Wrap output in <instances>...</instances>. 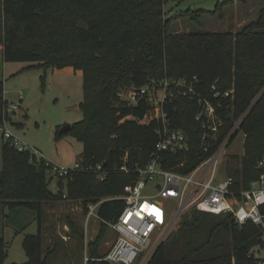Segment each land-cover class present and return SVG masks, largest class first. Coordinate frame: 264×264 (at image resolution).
Returning a JSON list of instances; mask_svg holds the SVG:
<instances>
[{
	"label": "trees",
	"instance_id": "trees-1",
	"mask_svg": "<svg viewBox=\"0 0 264 264\" xmlns=\"http://www.w3.org/2000/svg\"><path fill=\"white\" fill-rule=\"evenodd\" d=\"M166 0H0V44L3 61H29L34 66L62 69L72 67L82 75L83 96L78 103L80 120L67 132L82 143L78 167L58 177L57 192L48 187L51 169L43 157L30 150L18 151L2 142L0 205L19 213L20 208L36 215L37 232L26 234L21 264H49L54 245H42V203L56 199L78 200L83 213L100 200L97 215L114 220L123 208L115 198L133 182L139 166L146 164L162 128L161 118L142 119L150 110L144 98L135 104L120 98L122 89L137 90L152 80L169 82L172 100L163 105L167 126L187 136L188 151L161 153L163 167L186 159L185 173L231 133L227 146L243 133V154H228L227 173L237 185L247 187L260 174L257 163L264 157V6L251 20L235 31L170 33L169 24L178 18L166 17ZM226 1L210 13L223 15ZM204 9L195 10L203 14ZM190 10L181 12L186 15ZM195 92L190 94L186 88ZM187 91L183 95L182 91ZM3 86L0 82V94ZM227 93V94H225ZM198 98L216 108L219 124L214 138L203 139L205 130L195 119ZM1 103L0 124L3 122ZM218 104L220 106L218 107ZM241 117L238 128L231 132ZM21 125V123H17ZM209 140V141H208ZM125 164L131 170L118 168ZM100 165L99 170L96 169ZM54 174V173H53ZM104 197V198H102ZM70 227L83 238L76 222ZM99 223L94 240L88 244L91 257L100 256L98 242L107 232ZM257 228L238 226L227 213L190 210L161 241L146 264H260L243 244ZM53 249V250H52ZM79 254L82 249L79 244ZM102 254V253H101ZM7 246L0 236V264ZM10 264H17L12 262ZM90 264H109L90 261Z\"/></svg>",
	"mask_w": 264,
	"mask_h": 264
},
{
	"label": "rangeland",
	"instance_id": "rangeland-1",
	"mask_svg": "<svg viewBox=\"0 0 264 264\" xmlns=\"http://www.w3.org/2000/svg\"><path fill=\"white\" fill-rule=\"evenodd\" d=\"M226 1L223 15L210 13L218 4ZM264 6V0H166L165 16H179L169 24L170 33H188L202 31H235L255 20L258 10ZM186 15H179L186 10ZM207 10L203 14L195 10ZM29 61H3L0 50V82L3 93L1 103L6 101L16 107L9 111L5 124H0V169L2 167V128L6 127L30 146L46 164L64 168H73L81 159L82 143L71 132L56 136V131L66 123H73L82 117L78 103L82 100V75L78 70L55 69L34 66ZM130 89L120 91V98L129 100ZM127 98V99H126ZM17 123H21L18 125ZM226 151L229 154H243V133L239 132ZM48 187L57 192L58 177L52 168L47 172ZM104 198V197H102ZM42 245L44 250L52 248L55 253L49 258V264H84V256L89 254L88 244L94 240L99 230V220L95 216L86 219L78 200L56 199L42 203ZM175 205L172 210L174 211ZM70 221L83 233L72 231ZM104 238L98 242V248L104 253L111 244L114 233L107 229ZM37 232L36 215L31 210L20 208L19 213L0 205V236L7 246V256L2 264L15 262L21 264L27 257L23 248L26 234ZM82 249L79 254V244ZM259 248V251L256 249ZM53 250V249H52ZM257 257L264 256V247H254ZM100 253V254H101Z\"/></svg>",
	"mask_w": 264,
	"mask_h": 264
},
{
	"label": "built area",
	"instance_id": "built-area-1",
	"mask_svg": "<svg viewBox=\"0 0 264 264\" xmlns=\"http://www.w3.org/2000/svg\"><path fill=\"white\" fill-rule=\"evenodd\" d=\"M170 81L173 82L172 79H164L159 83L152 80L137 90H130L129 103L135 104L140 97L150 105V110L142 121L146 122L145 119L152 117L161 118L162 128L158 130L159 139L148 162L133 170L136 173L135 180L124 185L122 194L115 197L123 200V208L116 218L107 220L97 215L96 209L102 200L89 205L86 219L95 216L99 223H104L114 233V237L100 256L91 257L85 254L84 264H90L94 260H103L109 264H146L156 246L175 228L182 215L190 210L227 213L238 226L253 224L258 230L259 243L250 250L260 260V264H264V256L257 257L254 253V247H264V157L257 163L260 174L247 187L237 185L226 170L229 154L226 148L231 133L212 151L204 145L202 151L210 154L187 172L177 171V168L185 166L186 159L170 168L163 167L161 153H184L189 147L187 136L182 130L167 126L163 105L174 96L173 92L168 91ZM186 89L195 95L192 88ZM181 93L186 95L187 91L183 90ZM197 101L200 109L195 119L205 130L203 139L214 138L219 124L217 107L206 98H198ZM15 107L14 104H5L3 125L9 118V111ZM240 121L241 117L235 122L231 132L238 128ZM2 136L18 151L30 150L36 158H40L33 148L24 144L8 128H2ZM125 162L124 157L118 170L127 173L131 170ZM74 167H78V163ZM51 168L55 175L62 178L69 169L57 165H52ZM100 168L97 165L96 169ZM256 250L259 251V248Z\"/></svg>",
	"mask_w": 264,
	"mask_h": 264
},
{
	"label": "water",
	"instance_id": "water-1",
	"mask_svg": "<svg viewBox=\"0 0 264 264\" xmlns=\"http://www.w3.org/2000/svg\"><path fill=\"white\" fill-rule=\"evenodd\" d=\"M71 127V124L66 123L64 124L60 130L59 133H64L67 132ZM259 243V238L258 235H253L251 238H249L247 241L244 242L243 246L245 249L250 250L253 246L257 245ZM158 245L156 246V248L154 249V251L157 249ZM153 251V252H154Z\"/></svg>",
	"mask_w": 264,
	"mask_h": 264
},
{
	"label": "crops",
	"instance_id": "crops-1",
	"mask_svg": "<svg viewBox=\"0 0 264 264\" xmlns=\"http://www.w3.org/2000/svg\"><path fill=\"white\" fill-rule=\"evenodd\" d=\"M1 47H2V45L0 44V50H1ZM63 69V68H62ZM64 69H67V70H73V68L72 67H65ZM74 71V70H73Z\"/></svg>",
	"mask_w": 264,
	"mask_h": 264
}]
</instances>
